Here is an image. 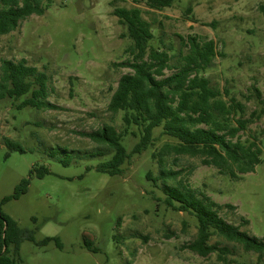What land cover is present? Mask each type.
Here are the masks:
<instances>
[{
  "label": "rangeland",
  "instance_id": "1",
  "mask_svg": "<svg viewBox=\"0 0 264 264\" xmlns=\"http://www.w3.org/2000/svg\"><path fill=\"white\" fill-rule=\"evenodd\" d=\"M136 6L167 41L179 44V36L192 34L216 42L218 56L206 76L225 100L232 96L245 106V118L252 121L242 139H260L263 150L254 172L236 180L199 157L172 153L161 161L164 145L178 143L162 127L154 130L148 149L133 153L140 140L135 126L137 136L122 140L131 153L123 173L97 170L113 152L83 134L105 125L125 129L123 113H112L108 105L120 77L131 72L121 63L130 57L132 41L113 12ZM262 6L264 0H175L156 10L135 0H54L44 15H32L0 35V74L3 60L25 59L47 75L48 100L56 106L18 109L21 100L0 101V141L8 137L24 148L10 151L0 143V202L22 179L30 181L27 193L2 205L34 236L21 242L27 264H221V249L231 264H264V253L246 251L216 232L208 243L217 250L207 257L192 251L188 245L197 238L199 221L193 212L169 206L163 191L168 184L204 193L222 206L221 217L264 241ZM42 166L49 172L39 178ZM163 168L177 173L166 183ZM48 237L59 238L63 247L43 244Z\"/></svg>",
  "mask_w": 264,
  "mask_h": 264
},
{
  "label": "trees",
  "instance_id": "2",
  "mask_svg": "<svg viewBox=\"0 0 264 264\" xmlns=\"http://www.w3.org/2000/svg\"><path fill=\"white\" fill-rule=\"evenodd\" d=\"M54 0H0V35L15 31L23 20L32 15H44ZM156 10L171 7L175 0H135ZM264 14V6L261 7ZM191 11V8L188 9ZM114 15L126 28V35L132 41L126 49L130 57L121 65L131 69L123 74L110 99L108 109L114 114L123 113V131L105 125L98 130L83 134L95 144L104 146L112 157L97 166V170L109 175L123 173V165L131 156L122 140L130 134L137 136L131 127L135 126L140 140L133 153H141L151 146L153 132L162 127L164 134L178 140L177 144L164 145L160 157L168 154L199 157L206 166L214 167L219 174L232 179H242L254 172L262 162L263 150L260 139H242L241 132L249 128L251 119L245 118V106L235 97L224 99L223 92L212 85L206 72L214 65L218 56L217 44L213 39L199 35L179 36V44L167 41L163 35L157 36L155 26L144 17L141 7H117ZM171 71L170 74L167 72ZM230 96L229 92L226 93ZM21 100L18 109L32 107L38 110L56 108L51 103L48 90V77L30 66L25 59L19 62L5 59L1 65L0 101ZM10 151H24L16 140L4 137L2 142ZM102 155L103 150H98ZM97 152L91 153L96 155ZM9 155V153H8ZM70 163L71 160H64ZM37 173L43 178L49 172L45 166ZM163 168L161 178H174ZM151 177V174H148ZM157 180L156 178H153ZM30 185L25 178L16 186L12 195L0 202V264H27L20 255L24 238L34 240L32 232L22 229L18 222L2 210V205L17 200L27 193ZM169 206L180 211L193 212L199 221L197 238L189 248L203 257L216 249L209 245L214 232L229 241L243 246L246 251L264 253V241L242 231L240 226L228 222L220 216L222 206L206 194L172 187L166 184L163 189ZM56 241L63 247L59 238L48 237L42 243ZM90 251L91 242L85 244ZM6 247V250H5ZM221 249L219 262L231 264ZM223 252V253H222Z\"/></svg>",
  "mask_w": 264,
  "mask_h": 264
},
{
  "label": "water",
  "instance_id": "3",
  "mask_svg": "<svg viewBox=\"0 0 264 264\" xmlns=\"http://www.w3.org/2000/svg\"><path fill=\"white\" fill-rule=\"evenodd\" d=\"M0 213H1V210H0ZM5 250H6V247H5Z\"/></svg>",
  "mask_w": 264,
  "mask_h": 264
}]
</instances>
